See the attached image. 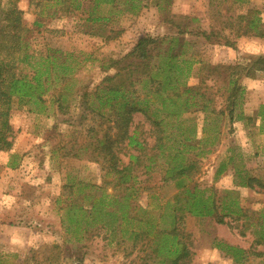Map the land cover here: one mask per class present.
<instances>
[{
  "label": "rangeland",
  "instance_id": "rangeland-1",
  "mask_svg": "<svg viewBox=\"0 0 264 264\" xmlns=\"http://www.w3.org/2000/svg\"><path fill=\"white\" fill-rule=\"evenodd\" d=\"M55 1H17L23 24L30 30L27 51L66 58L72 70L63 96L67 113L63 114L55 102L63 85L60 83L43 96V102L12 100L14 143L10 151L0 152V264H141L155 244L148 251L139 250L142 242L133 248L130 233L153 224L155 230L177 231L178 242L188 251L187 264H264V243L255 240L264 231V72L240 77L243 92L232 122L217 112L224 108L227 75L231 72L228 65H251L258 56H264V38L237 35L235 28H223V22L232 17L236 25V17L249 9L257 11L264 23V0H213L211 4L212 0H136L138 9L121 0L104 26L90 25L81 10H60L72 0L63 1L62 6ZM77 1L87 7L88 0ZM108 9L103 5L97 12L108 15ZM173 14L190 19L182 23L179 36L176 28L164 23ZM211 28L219 33L217 37L206 40L200 36ZM143 36L180 37L172 50H179L175 60L182 67L176 86L181 91L184 85L195 86L201 92L209 87L208 110L196 104L178 116H168L172 109L162 107V98L146 96L155 84L144 78L136 83L140 101H146L147 114L158 109L159 119L164 120L167 147L178 134L175 121L182 120L177 138L181 142L180 158L194 161L196 168L180 187L170 178L174 172L166 173L173 163L172 147L165 149L149 173L134 166L127 178L119 181L107 171L108 162L95 159L99 141L115 136L111 122L93 114L80 120L79 95L93 90L105 75L115 73L114 61L123 66L134 60L129 53ZM159 61L164 63L156 58L153 63ZM155 77L162 79L159 72ZM186 127L191 128V134ZM129 131L146 143L150 149L146 152H153L156 132L145 114H133ZM118 158L128 162L127 153H118ZM249 177L255 179L252 187L241 186L240 182ZM128 186L132 191L127 199L129 218H137L126 222L120 219L119 208ZM185 188L191 193L196 189L197 197H209L214 202V214L204 217L190 213L191 195L184 193ZM100 198L106 203L115 199L110 208L118 220L109 228L114 227L111 233L99 229L100 223L86 219V214L82 218L79 211L89 210ZM77 211L78 221L65 232L61 218L65 221ZM64 224L67 226L66 221ZM218 242L239 247L247 255L236 262L216 247ZM164 254L161 250L148 263L165 264L161 260Z\"/></svg>",
  "mask_w": 264,
  "mask_h": 264
},
{
  "label": "trees",
  "instance_id": "trees-1",
  "mask_svg": "<svg viewBox=\"0 0 264 264\" xmlns=\"http://www.w3.org/2000/svg\"><path fill=\"white\" fill-rule=\"evenodd\" d=\"M17 1L0 0V152L10 151L14 143V129L10 121L13 98L26 102H43V96L52 87L54 88L57 83H60L63 85L57 91L55 102L63 114L68 111V105L64 104L65 99L63 96L65 95L64 90L67 89L65 82L71 80L72 65L66 58L61 60L55 57L54 54H48V52L36 55L27 51L26 36L30 30L23 24L22 10L18 8ZM63 1L65 0H56L55 4L62 6L61 3ZM72 1L68 5L61 7L60 10L68 12L81 10L82 13L86 14L85 21L90 22V25L101 23V26L111 21L110 17L115 13L117 4L122 2L121 0H88L87 7L83 8L80 1ZM212 2L213 0L209 3L211 4ZM123 4H129L132 8L138 9L140 3L136 0H124ZM103 5L109 6L108 15H101L97 12V9ZM145 6H147V3ZM231 18L223 22L226 23L223 28L226 26L232 30L235 28L234 31L237 35L252 34L264 38V23L260 22V18L257 17V11L248 9L245 13L239 14L235 19L237 21L236 25L231 21L233 20ZM188 19L187 16L173 14L170 18L164 19V23L176 28L178 30L177 36H179V33L182 34L183 32L182 23ZM34 24H38L37 21ZM218 34L217 31L211 28L209 32L202 31L200 36H203L206 40H211L217 37ZM177 36L161 38L143 36L139 38L129 53L134 60L123 66H118L119 62L114 61L113 63L117 65L115 73L105 75L93 90L83 91L79 95L80 120L83 121L89 114H93V116L101 118L103 122H111L112 129L116 132L113 138L104 137V139L99 141V149L95 148V152L99 150L95 159L101 158L103 161L108 162L107 171L116 175L119 181L125 180L129 170L134 166H140L146 174L149 173L152 166H156L159 157H163L165 149L170 147L174 149L175 153L171 157L173 161L172 167H167L166 173L174 172L170 178L175 181L176 186L180 187L182 180L185 178L189 179L190 174H193L192 170L196 168H194V161L186 160L184 162L180 158L181 142L177 138L183 128L182 120L175 121L174 128L178 130V134L173 137L171 146L167 147L168 135L164 133V120L159 119L157 115L158 109L147 114L146 101H140L141 94L137 92L136 88V83L141 82L143 78L155 84L154 89L146 96L152 97L155 95L158 98H162V107L169 110L170 108L172 109L168 112V116H178L181 110H189L196 104L201 110H208L210 106V100L206 97L208 86H205L202 92L195 86L184 85L181 87L183 88L182 91L176 86L182 74V67L175 60L179 50L176 49L175 52H172L175 48L173 46L179 43L181 39ZM182 44H185V42ZM164 45L167 46L162 50L161 47ZM224 45L232 47L233 44L225 42ZM155 58L161 59V61L163 59L164 63L161 64L159 61L154 64ZM214 68L216 69L217 67ZM228 68L231 72H227L228 87L224 108L219 109L217 112L227 116L229 121L232 122L235 119L238 99L243 92L238 84L240 77H255L256 73L264 72V56H258L251 65H228ZM158 72L162 78L160 80L155 77ZM201 80L202 83L205 82L204 78ZM198 98L201 103H198ZM143 104L145 107H142ZM137 112L147 116L156 132L155 143L152 146L153 152L151 153H148L150 149L146 147V143L139 141L134 132L130 133L129 131L133 114ZM187 129L188 127H186L185 131L191 134V128ZM118 153H127L128 162L126 164L122 163L118 158ZM169 156L170 153H167V158ZM254 180L253 177H249L247 181L240 182V185L252 187ZM195 191L196 189L191 193L188 188L184 190L185 194L191 195V201H188V211L195 216H212L215 209L214 202L209 197L203 199L195 196ZM125 192L126 195L122 198L123 202H121L119 208L122 213L120 219L129 222V219H136L137 217L129 218L128 210L130 207L127 199L131 196V188L129 186L126 187ZM114 202L115 199H113V202L108 201L107 203L106 201L103 202L101 198L94 200L89 210L79 208L81 217L84 218V214H86V219L91 218V222L100 223L99 229H105L111 233L114 227L111 230L109 228L118 220L115 217V211L110 208ZM100 205L104 206V210ZM73 215L66 216L67 226L61 218L65 232H68V227L73 222L78 221V211L73 212ZM160 217H162V214L158 218ZM218 222H222V220L218 219ZM154 226L155 224L151 228L130 233L131 237L129 239L134 241L133 248L136 247L137 243L142 242L139 250L148 251V247H151L153 243L155 244V247L149 253H145V258L141 259V264H149L148 260L156 259L161 250H165V254L167 252L170 254L162 255L161 260H164L165 264H187L188 251L185 245H180V242H178L177 231L175 229L159 228L155 230L153 229L155 228ZM241 234L243 235L244 233L242 232ZM255 238L256 243H264V231H261ZM168 240L170 241L169 244L167 243ZM216 247L232 256L236 262H241L247 255L245 250L222 242H218Z\"/></svg>",
  "mask_w": 264,
  "mask_h": 264
},
{
  "label": "crops",
  "instance_id": "crops-1",
  "mask_svg": "<svg viewBox=\"0 0 264 264\" xmlns=\"http://www.w3.org/2000/svg\"><path fill=\"white\" fill-rule=\"evenodd\" d=\"M1 210H2V208H1ZM4 211H6V210H2V212H4Z\"/></svg>",
  "mask_w": 264,
  "mask_h": 264
}]
</instances>
